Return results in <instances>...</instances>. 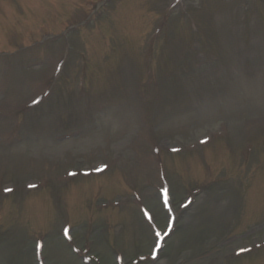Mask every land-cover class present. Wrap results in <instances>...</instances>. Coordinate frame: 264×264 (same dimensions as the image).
Returning a JSON list of instances; mask_svg holds the SVG:
<instances>
[{"label": "rangeland", "instance_id": "374dc122", "mask_svg": "<svg viewBox=\"0 0 264 264\" xmlns=\"http://www.w3.org/2000/svg\"><path fill=\"white\" fill-rule=\"evenodd\" d=\"M91 1L0 0V51ZM76 33L0 58V264H264V0H114ZM165 187L177 222L153 259ZM132 190L145 201L99 206Z\"/></svg>", "mask_w": 264, "mask_h": 264}]
</instances>
